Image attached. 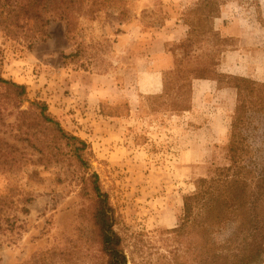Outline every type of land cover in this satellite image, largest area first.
I'll list each match as a JSON object with an SVG mask.
<instances>
[{
	"label": "rangeland",
	"instance_id": "374dc122",
	"mask_svg": "<svg viewBox=\"0 0 264 264\" xmlns=\"http://www.w3.org/2000/svg\"><path fill=\"white\" fill-rule=\"evenodd\" d=\"M220 1L213 20L197 13L202 0H85L69 17V33L48 10L43 32L21 15L0 25V77L25 86L28 102H44L87 145L81 164L63 141L59 158L44 166L15 138V113L0 100V196L7 199L0 264H107L93 220V173L127 264L182 261L184 242L169 232L181 222L184 197L231 164L233 87L246 85L227 76L252 82L248 99L257 113L241 157L264 167V0ZM190 23L195 38L187 42ZM204 65L211 76L187 87L183 79Z\"/></svg>",
	"mask_w": 264,
	"mask_h": 264
},
{
	"label": "trees",
	"instance_id": "16d2710c",
	"mask_svg": "<svg viewBox=\"0 0 264 264\" xmlns=\"http://www.w3.org/2000/svg\"><path fill=\"white\" fill-rule=\"evenodd\" d=\"M84 1L14 0L12 5L7 7L4 4L5 0H0V25L6 23L13 25L14 20L21 15L32 19L34 27L36 26L39 32H43L42 30L49 23V19H45L43 14L48 10L51 16L66 23L69 33V17L73 13H81ZM22 2L27 4L23 5ZM13 4H18L14 8L17 9L16 16L9 18V14L12 13L9 8ZM200 4L202 8L197 13L213 20L217 18L222 2L202 0ZM188 27L186 41H194V25L190 23ZM177 72L179 66L175 65L172 74L177 75ZM192 72L195 73L194 77L183 79L187 87L196 77L209 78L212 74L206 65L189 73ZM227 79L229 82H239L247 86L233 87L236 90V106L227 145L231 164L227 168L216 170L213 177L199 180L196 183V191L184 197L181 222L177 228L169 232L174 239L184 242L181 252L182 261L174 257L166 264H262L264 262V167L258 169L251 167L250 164H245L241 157L246 133L253 128L251 114L257 113L248 99V87L252 82L232 76H227ZM215 80L219 83V79ZM171 82L173 83V80ZM0 87L3 90L0 100L13 108V112L8 115L15 113V121L19 124L18 136L16 135L15 138L18 141H26L36 153H39L44 166L51 164L53 159L59 158L60 143L63 141L73 148L72 156L77 162L80 164L83 162V153L87 150L86 143L67 134L50 115L44 102H28L25 86L2 77H0ZM25 102H28V108L21 110ZM2 107L0 105V122L4 112ZM3 156L0 154V157ZM254 172H258L255 176L257 180L249 181L248 177ZM90 181L96 195L97 207L93 220L99 232L101 251L107 257V264H127L124 242L114 231V213L108 203V197L101 191L95 173L91 175ZM6 201V197L0 196V217L6 210ZM22 212L28 211L22 209Z\"/></svg>",
	"mask_w": 264,
	"mask_h": 264
},
{
	"label": "crops",
	"instance_id": "0c3cea01",
	"mask_svg": "<svg viewBox=\"0 0 264 264\" xmlns=\"http://www.w3.org/2000/svg\"><path fill=\"white\" fill-rule=\"evenodd\" d=\"M168 68H169V64H168V66L166 65H164V69L165 70H168ZM161 72V71H160ZM153 73V72H152ZM157 75V72H154V77ZM159 75H162L161 73H159Z\"/></svg>",
	"mask_w": 264,
	"mask_h": 264
}]
</instances>
